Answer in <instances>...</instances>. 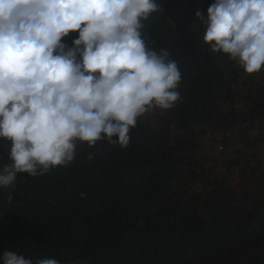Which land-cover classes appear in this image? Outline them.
Masks as SVG:
<instances>
[{
	"label": "trees",
	"instance_id": "obj_1",
	"mask_svg": "<svg viewBox=\"0 0 264 264\" xmlns=\"http://www.w3.org/2000/svg\"><path fill=\"white\" fill-rule=\"evenodd\" d=\"M211 3L159 0L163 11L142 22L148 47L167 49L181 71L172 109L139 118L126 148L77 142L69 165L0 188V255L264 264V69L248 75L203 44L195 12ZM9 147L0 140V167Z\"/></svg>",
	"mask_w": 264,
	"mask_h": 264
},
{
	"label": "clouds",
	"instance_id": "obj_2",
	"mask_svg": "<svg viewBox=\"0 0 264 264\" xmlns=\"http://www.w3.org/2000/svg\"><path fill=\"white\" fill-rule=\"evenodd\" d=\"M162 11L159 0H0V140L11 161L0 188L69 165L77 142L126 148L139 118L176 105L178 63L142 36ZM195 16L212 53L248 75L264 69V0H212ZM77 32L71 47L62 42ZM0 264L60 262L5 251Z\"/></svg>",
	"mask_w": 264,
	"mask_h": 264
}]
</instances>
